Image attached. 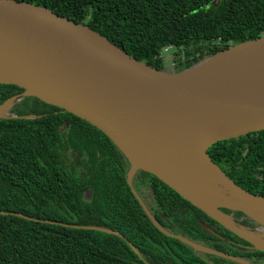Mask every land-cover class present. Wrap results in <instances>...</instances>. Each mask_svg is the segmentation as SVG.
I'll return each mask as SVG.
<instances>
[{
    "label": "trees",
    "instance_id": "trees-1",
    "mask_svg": "<svg viewBox=\"0 0 264 264\" xmlns=\"http://www.w3.org/2000/svg\"><path fill=\"white\" fill-rule=\"evenodd\" d=\"M14 1L85 25L170 73L264 36V0ZM166 49L173 50L167 58ZM22 92L0 83V105L19 99L0 118V264H264V252L153 175L135 170L128 185V161L95 126ZM207 154L237 186L264 198V131ZM132 189L161 229L211 252L161 233ZM221 212L247 231L261 228L242 213Z\"/></svg>",
    "mask_w": 264,
    "mask_h": 264
},
{
    "label": "water",
    "instance_id": "water-1",
    "mask_svg": "<svg viewBox=\"0 0 264 264\" xmlns=\"http://www.w3.org/2000/svg\"><path fill=\"white\" fill-rule=\"evenodd\" d=\"M261 45L264 36L170 73L134 58L98 32L48 8L0 0L1 84L16 85L23 89L22 96L57 106L102 131L128 161L129 185L135 170L151 174L191 206L264 252L242 234L247 230L221 212L242 213L264 228L260 222L264 220V198L237 186L207 154L217 143L264 131V69L207 65L231 50ZM8 101L11 107L19 99L11 97L0 108ZM188 168L206 172L221 194L197 195L184 189L179 176ZM132 193L161 233L194 251H208L161 229L133 189ZM214 213L228 218L234 228Z\"/></svg>",
    "mask_w": 264,
    "mask_h": 264
},
{
    "label": "bare ground",
    "instance_id": "bare-ground-1",
    "mask_svg": "<svg viewBox=\"0 0 264 264\" xmlns=\"http://www.w3.org/2000/svg\"><path fill=\"white\" fill-rule=\"evenodd\" d=\"M208 64H228L236 65V68L264 69V46H248L234 49L226 54L216 57L211 62H208L207 65ZM11 103L12 101H8L0 108L1 116H4L3 112L7 113V109L10 108ZM179 178L182 187L190 193L205 196H208V194L216 196L220 193L219 190L213 186V179L202 170H196L194 168L182 169ZM213 215L227 227L234 228L228 218L217 213H214ZM260 222L264 224V220H260ZM242 234L258 248L264 249V240L260 237L249 231H242Z\"/></svg>",
    "mask_w": 264,
    "mask_h": 264
},
{
    "label": "rangeland",
    "instance_id": "rangeland-1",
    "mask_svg": "<svg viewBox=\"0 0 264 264\" xmlns=\"http://www.w3.org/2000/svg\"><path fill=\"white\" fill-rule=\"evenodd\" d=\"M167 50V49H166ZM164 51V54H163V56L164 57H170L171 56V53L173 52V50H167V51ZM172 67H174V63H171V62H169V63H166L165 64V68L166 69H171ZM11 108V107H10ZM10 108L9 109H7V113L6 112H3V114L5 115H8V116H10V113H9V111H10ZM67 157H69V156H67ZM68 160H69V158H68ZM88 198V196L86 195L85 196V199H87ZM254 233H256L260 238L262 237V233L264 232V228H260V229H258V230H255V231H253ZM263 239V238H262ZM232 264V263H231Z\"/></svg>",
    "mask_w": 264,
    "mask_h": 264
},
{
    "label": "flooded vegetation",
    "instance_id": "flooded-vegetation-1",
    "mask_svg": "<svg viewBox=\"0 0 264 264\" xmlns=\"http://www.w3.org/2000/svg\"><path fill=\"white\" fill-rule=\"evenodd\" d=\"M128 184V183H127ZM129 185V184H128ZM86 196V195H85ZM87 196H88V198L87 199H89V197H90V195L89 194H87Z\"/></svg>",
    "mask_w": 264,
    "mask_h": 264
}]
</instances>
